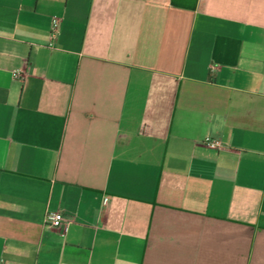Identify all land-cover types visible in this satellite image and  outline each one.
Instances as JSON below:
<instances>
[{
    "label": "crops",
    "instance_id": "1",
    "mask_svg": "<svg viewBox=\"0 0 264 264\" xmlns=\"http://www.w3.org/2000/svg\"><path fill=\"white\" fill-rule=\"evenodd\" d=\"M0 264H264V0H0Z\"/></svg>",
    "mask_w": 264,
    "mask_h": 264
},
{
    "label": "built area",
    "instance_id": "2",
    "mask_svg": "<svg viewBox=\"0 0 264 264\" xmlns=\"http://www.w3.org/2000/svg\"><path fill=\"white\" fill-rule=\"evenodd\" d=\"M59 21H55L52 24V29H51V33H50V46L53 47L54 43L58 37V33H59ZM15 78H22L23 73H15L14 74ZM204 144L207 145L210 148L213 149H221L222 146L220 144V142L211 139V138H206L204 141ZM70 221L65 217V215L62 212H57V213H52V214H48L46 217V224L53 228V229H62V228H66L69 225Z\"/></svg>",
    "mask_w": 264,
    "mask_h": 264
}]
</instances>
